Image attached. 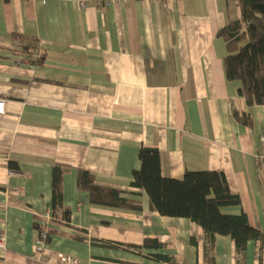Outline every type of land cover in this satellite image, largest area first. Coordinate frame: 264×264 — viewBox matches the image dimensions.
I'll return each mask as SVG.
<instances>
[{"label":"crops","instance_id":"1","mask_svg":"<svg viewBox=\"0 0 264 264\" xmlns=\"http://www.w3.org/2000/svg\"><path fill=\"white\" fill-rule=\"evenodd\" d=\"M241 16L239 0H0V264H61L60 254L79 264H264V239L241 253L230 236L210 243L200 225L160 215L131 186L140 150L157 149L165 178L222 172L241 200L222 213H244L264 233V105H247L227 79L218 36ZM14 35L37 41L41 65L8 52ZM55 165L66 170L57 209ZM80 170L142 210L91 204ZM48 210L50 241L37 254ZM146 239L164 248L140 249Z\"/></svg>","mask_w":264,"mask_h":264},{"label":"trees","instance_id":"2","mask_svg":"<svg viewBox=\"0 0 264 264\" xmlns=\"http://www.w3.org/2000/svg\"><path fill=\"white\" fill-rule=\"evenodd\" d=\"M241 19L232 21L218 32L227 45L225 58L226 76L229 81H238L240 94L247 105H264V0H239ZM15 40H22L21 46L11 48L9 53L17 57H27L38 52L37 41L14 35ZM24 40V42H23ZM0 51V60L6 56ZM43 58L35 61L41 65ZM235 117L245 125H252L249 116L235 113ZM141 168L133 173V188L144 189L154 209L162 216L186 218L200 225L206 240L212 242L216 235L230 236L236 243L239 253L243 252L250 241L264 239V233L249 223L246 214L227 215L221 209L241 204L240 197L234 194L222 172L195 171L187 172L183 179H169L162 176L160 153L157 149L142 148L139 152ZM14 171L19 168L10 163ZM66 170L55 165L52 175L53 205L61 207L62 183ZM78 189L89 195L93 205L141 211L140 202L122 197L120 190L100 186L94 176L86 170H80L77 179ZM69 217V212L65 211ZM55 217L53 216V220ZM40 238L42 228L37 224ZM49 231L45 239L50 241ZM161 250L164 245L157 240L146 239L140 249ZM153 258L171 262L169 256L155 254Z\"/></svg>","mask_w":264,"mask_h":264},{"label":"built area","instance_id":"3","mask_svg":"<svg viewBox=\"0 0 264 264\" xmlns=\"http://www.w3.org/2000/svg\"><path fill=\"white\" fill-rule=\"evenodd\" d=\"M99 3L105 2L106 4H110L114 0H98ZM82 7H84V4H82ZM22 40H15L13 43L12 48H16L18 46H21ZM41 58L40 51L32 53L30 56L27 57H19V61L21 63H34L35 61L39 60ZM5 113V100L0 99V115H3ZM262 142L264 143V136L261 138ZM264 163V155H257L256 156V164L261 165ZM53 220V215L51 210H48L46 214L42 217V221H40V225L42 228L41 236L39 239H36L35 242V248L36 253L39 254L42 251L45 250L47 247V243L45 241L47 234L49 232V226L51 221ZM6 239L4 235L0 236V250L5 251L6 250ZM60 260L61 264H79V261L77 258L70 256V255H64L60 254Z\"/></svg>","mask_w":264,"mask_h":264}]
</instances>
